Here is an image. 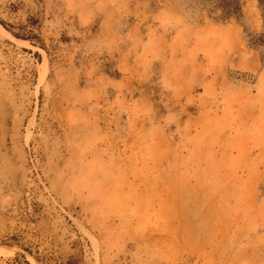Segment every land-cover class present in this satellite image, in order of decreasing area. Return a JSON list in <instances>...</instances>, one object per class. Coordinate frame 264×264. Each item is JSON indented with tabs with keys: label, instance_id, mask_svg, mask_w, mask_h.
I'll return each instance as SVG.
<instances>
[{
	"label": "rangeland",
	"instance_id": "obj_1",
	"mask_svg": "<svg viewBox=\"0 0 264 264\" xmlns=\"http://www.w3.org/2000/svg\"><path fill=\"white\" fill-rule=\"evenodd\" d=\"M218 3L0 0V264H264V14Z\"/></svg>",
	"mask_w": 264,
	"mask_h": 264
},
{
	"label": "trees",
	"instance_id": "obj_2",
	"mask_svg": "<svg viewBox=\"0 0 264 264\" xmlns=\"http://www.w3.org/2000/svg\"><path fill=\"white\" fill-rule=\"evenodd\" d=\"M218 8L221 9L222 14L220 19L227 20L230 17H239L242 14V0H218ZM264 14V0H257ZM21 255V254H20ZM24 260L20 259L17 254L15 257L8 259L6 264H31L25 257L21 256Z\"/></svg>",
	"mask_w": 264,
	"mask_h": 264
}]
</instances>
